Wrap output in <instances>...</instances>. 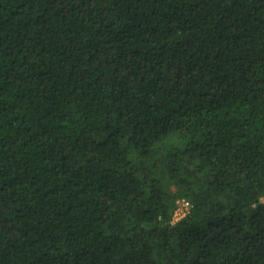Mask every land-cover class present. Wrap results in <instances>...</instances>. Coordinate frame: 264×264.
I'll list each match as a JSON object with an SVG mask.
<instances>
[{"label": "trees", "instance_id": "obj_1", "mask_svg": "<svg viewBox=\"0 0 264 264\" xmlns=\"http://www.w3.org/2000/svg\"><path fill=\"white\" fill-rule=\"evenodd\" d=\"M0 264H264V0H0Z\"/></svg>", "mask_w": 264, "mask_h": 264}, {"label": "built area", "instance_id": "obj_2", "mask_svg": "<svg viewBox=\"0 0 264 264\" xmlns=\"http://www.w3.org/2000/svg\"><path fill=\"white\" fill-rule=\"evenodd\" d=\"M188 209V201L182 200L180 206L176 209L175 215L180 214L183 215L184 211Z\"/></svg>", "mask_w": 264, "mask_h": 264}, {"label": "rangeland", "instance_id": "obj_3", "mask_svg": "<svg viewBox=\"0 0 264 264\" xmlns=\"http://www.w3.org/2000/svg\"><path fill=\"white\" fill-rule=\"evenodd\" d=\"M180 217V214L174 215V218L177 219Z\"/></svg>", "mask_w": 264, "mask_h": 264}]
</instances>
